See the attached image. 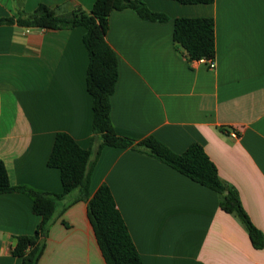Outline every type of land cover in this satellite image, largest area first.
<instances>
[{
	"label": "crops",
	"instance_id": "0c3cea01",
	"mask_svg": "<svg viewBox=\"0 0 264 264\" xmlns=\"http://www.w3.org/2000/svg\"><path fill=\"white\" fill-rule=\"evenodd\" d=\"M94 1L0 0V18L17 17L18 10L32 13L41 4L57 15L75 8L89 12ZM143 1L169 20L144 21L129 9L108 18L105 40L118 63L109 100L116 134L136 142L153 136L177 154L201 145L264 233V0ZM182 17L213 20L214 69L189 63L173 42V20ZM84 33L83 27L0 26V160L13 186L62 191L59 170L47 166L57 133L91 147ZM102 184L142 264H264V249L253 248L240 222L220 209L214 191L154 158L104 147L90 196ZM76 197L72 193L60 203L38 264H105L86 203H73ZM39 222L27 196L0 194V264H20L11 254L14 238L32 235Z\"/></svg>",
	"mask_w": 264,
	"mask_h": 264
},
{
	"label": "trees",
	"instance_id": "16d2710c",
	"mask_svg": "<svg viewBox=\"0 0 264 264\" xmlns=\"http://www.w3.org/2000/svg\"><path fill=\"white\" fill-rule=\"evenodd\" d=\"M174 1L183 5H196L211 4L214 0ZM126 9L144 21L164 23L169 20L164 13L151 11L143 0H95L89 12L75 8L66 15H57L41 4L32 13L18 10L17 17L0 18V26L14 24L25 29L71 30L83 27L85 33L82 44L88 56L85 87L92 101L91 147L81 148L64 132L54 137L47 166L60 172V193L11 185L6 168L0 160V194L20 193L27 196L31 200L33 213L40 217L32 235L14 238L11 254L20 259V264H38L60 203L70 194L77 193L73 203H86L87 217L105 264H142L109 187L102 184L92 196L89 193L91 174L104 147L131 149L144 154L214 191L220 209L240 222L253 248L264 249V233L252 224L242 207L237 190L219 178L217 168L201 145L193 143L184 152L177 154L153 136L136 142L116 134L109 116V100L118 78V63L105 36L111 12ZM172 39L184 50L189 63L215 59L214 22L211 18H175ZM69 206L62 208L61 213Z\"/></svg>",
	"mask_w": 264,
	"mask_h": 264
},
{
	"label": "built area",
	"instance_id": "2783aa9c",
	"mask_svg": "<svg viewBox=\"0 0 264 264\" xmlns=\"http://www.w3.org/2000/svg\"><path fill=\"white\" fill-rule=\"evenodd\" d=\"M198 62L205 63L209 69H214L215 68L214 60L201 59ZM237 136L238 135H237V133L235 131H231L230 132V137L235 139V138H237Z\"/></svg>",
	"mask_w": 264,
	"mask_h": 264
}]
</instances>
